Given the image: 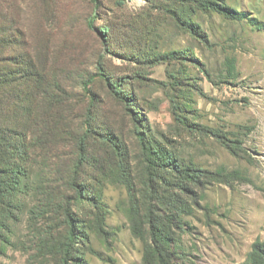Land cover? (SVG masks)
Returning <instances> with one entry per match:
<instances>
[{"label":"rangeland","instance_id":"obj_1","mask_svg":"<svg viewBox=\"0 0 264 264\" xmlns=\"http://www.w3.org/2000/svg\"><path fill=\"white\" fill-rule=\"evenodd\" d=\"M0 134V264H245L264 0H0Z\"/></svg>","mask_w":264,"mask_h":264},{"label":"trees","instance_id":"obj_2","mask_svg":"<svg viewBox=\"0 0 264 264\" xmlns=\"http://www.w3.org/2000/svg\"><path fill=\"white\" fill-rule=\"evenodd\" d=\"M102 31L104 33H108L109 28L108 27H103ZM92 81H93V78L86 82L85 88H86V90L88 92L91 91L90 90V83ZM115 91H116L117 94L121 93V91L118 88H115ZM93 119H94V116L92 114V110L90 109L89 113L87 114L86 130H85V132H83L82 136L79 138V140L77 142L78 159H77V163H76V169L74 170V176L72 178L71 185H72V187L75 190L78 191V193H79V195L81 197H85L86 196V190H85V186L78 181V175H79V172H80L82 166L88 160V143H89V139H90L91 127H92ZM1 138H2V136L0 134V140H3ZM141 140H143V139H141ZM189 171L183 170L181 172L186 177H193V175L190 174ZM192 171L197 173L198 170L197 169H193ZM64 215H65L66 222L69 224V226L71 228V236L73 238H75V239L78 238L79 234H77L75 232V219H74V216H73L72 205L70 203L66 206ZM152 226H153V230H152L153 238L155 240H158L159 239V234L157 233V229H156L154 221H152ZM69 260H70V257L67 255L66 256V262L69 263ZM76 264H79V263H76ZM245 264H264V240L257 239L253 243L252 250L249 253Z\"/></svg>","mask_w":264,"mask_h":264}]
</instances>
